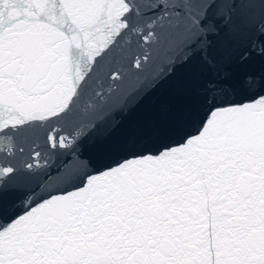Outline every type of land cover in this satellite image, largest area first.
Instances as JSON below:
<instances>
[{
  "label": "snow or ice",
  "instance_id": "6c2138e0",
  "mask_svg": "<svg viewBox=\"0 0 264 264\" xmlns=\"http://www.w3.org/2000/svg\"><path fill=\"white\" fill-rule=\"evenodd\" d=\"M0 264H264V0H0Z\"/></svg>",
  "mask_w": 264,
  "mask_h": 264
},
{
  "label": "water",
  "instance_id": "95a60500",
  "mask_svg": "<svg viewBox=\"0 0 264 264\" xmlns=\"http://www.w3.org/2000/svg\"><path fill=\"white\" fill-rule=\"evenodd\" d=\"M167 55L166 49H164L163 47L161 49H159L156 53H154V63H159L161 62L165 56ZM153 71V65H149L146 69L145 72L143 74H141V80H144L146 77L150 76L152 74ZM62 158H57L54 163L52 164L50 171H52L53 175H55V169L57 167V165L61 162ZM33 180L37 179V178H32Z\"/></svg>",
  "mask_w": 264,
  "mask_h": 264
}]
</instances>
